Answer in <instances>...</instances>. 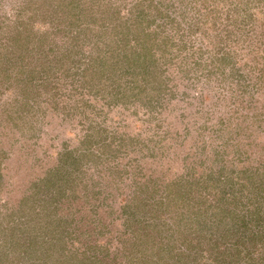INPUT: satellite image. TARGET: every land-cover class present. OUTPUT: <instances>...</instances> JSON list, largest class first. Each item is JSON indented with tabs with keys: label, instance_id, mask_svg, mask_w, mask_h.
Masks as SVG:
<instances>
[{
	"label": "rangeland",
	"instance_id": "rangeland-1",
	"mask_svg": "<svg viewBox=\"0 0 264 264\" xmlns=\"http://www.w3.org/2000/svg\"><path fill=\"white\" fill-rule=\"evenodd\" d=\"M261 179L264 0H0V264H264Z\"/></svg>",
	"mask_w": 264,
	"mask_h": 264
},
{
	"label": "trees",
	"instance_id": "trees-1",
	"mask_svg": "<svg viewBox=\"0 0 264 264\" xmlns=\"http://www.w3.org/2000/svg\"><path fill=\"white\" fill-rule=\"evenodd\" d=\"M249 177V176H248ZM256 187H257V189L254 191V196H252L251 198H253V200L255 201V202H258V203H260V204H262V203H264V179H261L260 181H259V184L257 183L256 184ZM232 188V187H231ZM232 190V189H231ZM233 190H232V192L230 193V196H232V194H233ZM241 194V193H240ZM247 194V193H246ZM245 194V195H246ZM225 193H223V195H222V197H217L218 199L219 198H224V201L225 202H228L227 200L230 198V197H227V198H225ZM231 200V199H230ZM258 200V201H257ZM260 204L259 205H256V208H254V209H249V213L251 214V213H253V215H251V217L248 219L249 221H252V220H254L255 218L256 219H258V217H259V215H258V213L259 212H261V207H259L260 206ZM48 207V206H47ZM221 208V207H220ZM43 209H47L48 211H49V215L47 216V217H45V216H43V217H41V218H44L43 220L46 222V225L45 226H47L48 228L47 229H49V231H54V230H57L58 232H60L61 233V231H62V235H63V233L66 231V225H63V224H60L59 222L60 221H62L61 219H58V218H55V217H52L51 215H52V213H54L55 214V210L53 209V208H46V206H43L42 207V209H40L39 211H37L36 213H38V215L40 214V212H44L43 211ZM222 209V208H221ZM248 220H246V219H244L243 218V223H245L246 221H248ZM259 220H261V219H259ZM57 221V222H56ZM258 223V222H257ZM256 223V224H257ZM245 225V224H244ZM60 239H62V238H60V237H57V239L56 238H52L50 241H49V243H51V242H59L58 240H60ZM244 240V239H243ZM138 241L139 240H135L134 242H133V247H132V249L133 248H135V246H137V245H139L140 244V242L138 243ZM94 247H99V248H103V249H105V246L104 245H102V244H94ZM107 248V247H106ZM129 248H131V246L129 247ZM136 249V248H135ZM131 251V250H130ZM79 251H77L76 249H74V252L73 253H70V256H71V260H72V258L74 259V258H76L77 257V254L79 255V253H78ZM81 258H80V260H81V262L80 261H76L75 262V264H95V263H97V259L95 260V258H93V260L91 261L90 259H91V257H95V256H87V255H83V254H81V256H80ZM125 257H127L126 255H125ZM90 258V259H89ZM78 260V259H77ZM70 261V260H69ZM69 264H74V263H69Z\"/></svg>",
	"mask_w": 264,
	"mask_h": 264
}]
</instances>
